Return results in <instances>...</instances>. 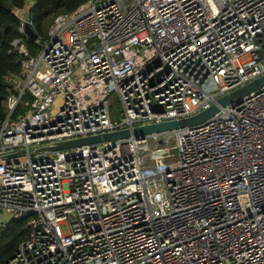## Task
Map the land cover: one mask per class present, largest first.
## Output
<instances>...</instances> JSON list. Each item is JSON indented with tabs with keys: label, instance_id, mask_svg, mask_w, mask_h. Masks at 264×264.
Listing matches in <instances>:
<instances>
[{
	"label": "built area",
	"instance_id": "built-area-1",
	"mask_svg": "<svg viewBox=\"0 0 264 264\" xmlns=\"http://www.w3.org/2000/svg\"><path fill=\"white\" fill-rule=\"evenodd\" d=\"M29 7L0 118V153L20 151L0 158V235H26L2 264H264V85L198 124L39 150L191 116L264 74V0H85L35 54Z\"/></svg>",
	"mask_w": 264,
	"mask_h": 264
},
{
	"label": "trees",
	"instance_id": "trees-1",
	"mask_svg": "<svg viewBox=\"0 0 264 264\" xmlns=\"http://www.w3.org/2000/svg\"><path fill=\"white\" fill-rule=\"evenodd\" d=\"M27 0H0V118L5 114L3 101L8 93L7 76L20 72L19 57L11 50V41L21 35L18 31L19 19L14 10L23 8ZM85 0H34L27 13L30 15L31 26L38 36L45 37L47 24L61 12L75 9ZM49 25V24H48ZM25 44L30 53L35 54L40 43L24 36ZM20 108V105L18 106ZM25 220L10 221L0 235V264L11 258L20 241L26 235Z\"/></svg>",
	"mask_w": 264,
	"mask_h": 264
},
{
	"label": "water",
	"instance_id": "water-1",
	"mask_svg": "<svg viewBox=\"0 0 264 264\" xmlns=\"http://www.w3.org/2000/svg\"><path fill=\"white\" fill-rule=\"evenodd\" d=\"M34 4V3H33ZM25 31L30 40H36L38 35L31 26L30 23V15L26 13L25 16ZM264 85V74L256 77L255 79L247 82L246 84L225 93L215 99V101L206 109L193 114L191 116L179 119H170L161 122H154L145 125H138L130 129H120L109 132L98 133L94 135H89L85 137L73 138L64 141L57 142L55 144H50L46 146H42L39 150H55L62 149L67 147L78 146L82 144L95 143L105 140H113L117 138L127 137L133 135L135 138L142 137L147 133L159 132L163 130H170L174 128H178L185 125H194L201 123L212 116L217 110L219 105L223 106L226 104H230L234 101L240 100V98L249 92L256 90ZM19 150H9L3 153H0V158L14 156L19 154Z\"/></svg>",
	"mask_w": 264,
	"mask_h": 264
},
{
	"label": "rangeland",
	"instance_id": "rangeland-1",
	"mask_svg": "<svg viewBox=\"0 0 264 264\" xmlns=\"http://www.w3.org/2000/svg\"><path fill=\"white\" fill-rule=\"evenodd\" d=\"M28 1H30V0H28ZM31 2L34 3L33 0H31ZM48 24H50V23H48ZM48 24H47L46 28L49 26ZM21 81H23V79ZM109 100H110L109 101V113H110L111 119L112 120H120L122 106H121V103H120L118 96L116 94H112L110 96ZM61 228L63 230H65V225L61 224Z\"/></svg>",
	"mask_w": 264,
	"mask_h": 264
},
{
	"label": "crops",
	"instance_id": "crops-1",
	"mask_svg": "<svg viewBox=\"0 0 264 264\" xmlns=\"http://www.w3.org/2000/svg\"><path fill=\"white\" fill-rule=\"evenodd\" d=\"M34 1V0H33ZM33 3L31 2V0L30 1H26V5H28V6H31Z\"/></svg>",
	"mask_w": 264,
	"mask_h": 264
}]
</instances>
